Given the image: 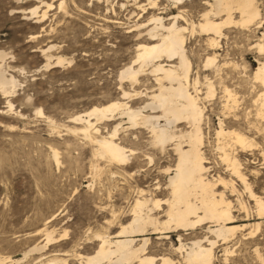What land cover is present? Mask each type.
<instances>
[{"label": "rangeland", "instance_id": "1", "mask_svg": "<svg viewBox=\"0 0 264 264\" xmlns=\"http://www.w3.org/2000/svg\"><path fill=\"white\" fill-rule=\"evenodd\" d=\"M16 1L0 0V55L5 56L0 67L16 82L11 93L0 90V260L12 264V260L21 258L15 264H47L52 259L55 261L50 264H62L56 259H65L69 264H80L79 255L87 257L98 250L101 241L97 235L116 240L121 224L132 217L139 190H145L148 199L162 200L160 209L152 212L166 220L160 213L166 208L163 199L168 183L163 170L175 168L178 157L173 145L163 152L153 147L148 129H125L128 124L123 123L124 129L119 130L122 139L118 141L137 153L129 155L127 165L112 163L99 155L98 143L79 130L83 123L74 120L93 106L115 100L139 106L157 89L153 76L140 77L138 82L121 76L122 68L136 55L126 24L108 23L105 17L113 16L111 12L87 13L70 8L69 12H48L39 21L26 12L35 1ZM187 3L193 20L198 21L205 7L203 0ZM259 7L261 16L253 24L224 27L216 48L208 45L209 34H186L190 82L198 79L204 108L202 151L209 168L206 176L232 201L235 222L231 225L245 228L237 230L225 244L209 232L207 226H216L213 222L186 231L171 230L162 238L150 231L145 235L149 239L145 247L146 255L156 258L154 264L164 255L186 264L182 256L185 253L177 251L179 234L190 247L196 240L204 245H208L207 238L217 240L214 264H264V218H259L245 183L220 157L216 137L219 118L233 120L232 113H225L229 104L237 114L235 128L258 143L254 152L244 153L239 148L236 155L252 191L264 199V160L259 152V147L264 148V116L258 117L255 103L264 90L255 78L259 60L264 61V51L260 53L258 48V43L264 44V0H259ZM119 13L125 21L128 12ZM234 16L240 19L238 13ZM49 45H55L48 52L50 60L61 56L66 60L63 66H45L44 49ZM215 51L220 74L204 68L207 57ZM206 77L213 82V96L207 97ZM192 84L190 90L194 92ZM225 86L232 98L224 91ZM124 91L132 96L124 97ZM90 118L94 121L93 116ZM118 122L99 120V131L93 130L92 134L100 139ZM179 125L182 130L189 129V125ZM220 177L233 180L236 191L219 185ZM45 227L53 229L54 240L40 252L31 251L23 258L33 245L45 243ZM143 238L137 236L136 243L142 244Z\"/></svg>", "mask_w": 264, "mask_h": 264}, {"label": "bare ground", "instance_id": "2", "mask_svg": "<svg viewBox=\"0 0 264 264\" xmlns=\"http://www.w3.org/2000/svg\"><path fill=\"white\" fill-rule=\"evenodd\" d=\"M21 1L17 0L16 2ZM31 1H35V3L29 6L27 8L29 11L26 12H30L32 16L35 15L39 21H42L48 12H56V10L57 12H69L70 9L87 13L111 12L113 16H106V21L117 25L126 24V33L133 36L136 50L132 61L122 68L121 76L131 79L133 82H138L140 77L149 75L155 78L157 89L152 90L148 95L145 94L148 99L139 106L115 100L105 105L93 106L87 112L74 117L75 121L83 123L79 130L87 138L98 143L99 155L107 157L112 163L127 165L129 155L137 153L118 141L122 139L119 137V130L124 129L122 124L125 123L128 124L125 129H148L151 134L152 146L158 148L160 152L173 145L178 157L175 168L172 169L169 166L163 170L168 183L165 189L167 196L163 199L166 208H162L160 213L164 214L166 220L162 221L152 212L155 208L160 209L162 200L148 199L144 196L145 190H139V196L132 208V217L126 224H121V231L115 237L113 236L116 240L113 241L107 235L105 237L97 235L101 241L98 250L87 257L79 255L80 264H101L102 262L107 264H154L156 258L146 255L145 247L149 240L148 237L145 238V235L150 231L152 234L161 236L162 234L167 235L171 230L186 231L202 223L213 222L216 223V226L213 227L214 229L209 227L210 225L207 226L209 232L215 234L218 239L222 238L223 244H225L237 230H243L245 226L231 225L235 222L232 214L234 207L232 201L226 196L225 190L219 191L216 188L217 184L206 176L209 168L205 165L202 151L204 148V133L202 131L204 108L200 104L199 94L201 91L197 87L198 79L196 78L193 84L190 82L191 59L188 56L186 34H209L208 45L211 48H216L217 38L222 35L224 27L234 24L247 27L260 18L259 0H203L202 4L205 7L200 11L198 21L193 20L191 10L187 8V0ZM119 12H128L125 21H123L124 18L119 17ZM235 13L240 15L239 20L235 18ZM54 47L55 45H49L44 49L47 56L46 67L60 66L66 61L61 56L56 57L54 61L50 60L52 56L48 52L52 51L51 49ZM258 48L262 53L264 44L258 43ZM4 57L1 54L0 60ZM216 59L215 51L204 62L205 70L213 68L216 74H220V65H217ZM5 72V69L0 67V90L3 93H11L10 88L15 89L16 82L13 76L9 78ZM255 78L264 88V61L261 59ZM219 79L222 81V77ZM191 84L194 92L190 90ZM207 89V97L213 96L215 90L210 79L207 82ZM224 91L230 98L233 97L230 89L226 86ZM123 95L126 98L132 96L126 91ZM255 103L259 107L258 117L264 116V90ZM39 113L42 111L40 110ZM225 113L227 116L232 113L233 120L226 121L219 118L216 130L217 150L220 152L222 160L227 163L229 170L250 190L260 216L257 217L264 218V199L252 191L240 168L242 165L240 159L236 155L239 148L244 153L252 152L258 148V143L239 130L240 128H235L234 121L237 120V114L235 111L233 112V108L229 104H226ZM91 116L94 121L90 118ZM103 119H116L119 122L115 124L112 131H109L108 135L99 139L92 134V131L94 130L95 133L99 131L96 123ZM179 124L189 125V129L182 130ZM180 127L181 129L178 130ZM259 152L264 160V148L259 147ZM57 155V151L54 150L53 158L56 161ZM219 181V185H223L225 189L231 186V191H236V187L232 183L233 180L228 181L220 177ZM150 203L153 208L150 207ZM242 208L245 210L244 206ZM42 232L46 236L45 243L33 245L31 249L24 252L23 258L31 251L38 250L40 252L47 243L54 240L53 229L49 230L45 227ZM137 236L144 237L142 244L136 243ZM179 238L180 246L177 251L185 253L182 256L186 264H214V248L218 243L217 240L207 238L208 245H204L201 240H196L193 243L190 242L192 244L190 247L185 245L180 234ZM21 260V258L12 260V264ZM52 261L55 260L51 259L47 264ZM57 261L69 264L65 259H56ZM157 261H159L157 264H180L165 255L158 257ZM3 263L4 260H0V264Z\"/></svg>", "mask_w": 264, "mask_h": 264}]
</instances>
